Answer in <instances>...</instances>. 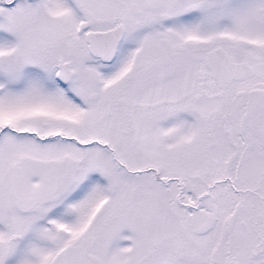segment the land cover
Segmentation results:
<instances>
[{
	"label": "snow or ice",
	"instance_id": "6c2138e0",
	"mask_svg": "<svg viewBox=\"0 0 264 264\" xmlns=\"http://www.w3.org/2000/svg\"><path fill=\"white\" fill-rule=\"evenodd\" d=\"M0 264H264V0H0Z\"/></svg>",
	"mask_w": 264,
	"mask_h": 264
}]
</instances>
